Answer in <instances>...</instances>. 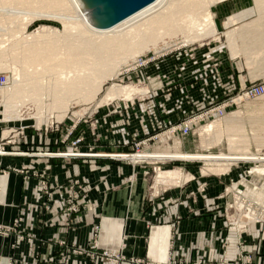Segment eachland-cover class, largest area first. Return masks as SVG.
I'll return each instance as SVG.
<instances>
[{
	"label": "rangeland",
	"instance_id": "obj_1",
	"mask_svg": "<svg viewBox=\"0 0 264 264\" xmlns=\"http://www.w3.org/2000/svg\"><path fill=\"white\" fill-rule=\"evenodd\" d=\"M256 6V0L215 3L210 12L216 33L194 40L186 38L183 33L163 35L162 38L165 37L156 46L145 48L135 58L129 57L118 63L116 73L104 78L101 89L94 96H73L69 100L63 99L68 100L67 103L59 104L46 100L50 107L45 102L42 106L45 108L41 109L46 116L51 115L47 122H40L35 115L37 104L29 98H18L21 101L16 100L18 106L15 110H7L0 94V158L25 154L26 150H13L12 147L33 145L36 140L42 141L41 135L44 139L53 136L60 143L59 147H66L56 152H61L64 157H81L80 148L85 146L89 148L86 154L96 151L95 154H107L104 157L108 158H114L111 157L113 154H134L128 156L133 163L147 158L149 193L162 195L176 189H188L191 199L199 203L200 199L205 201L211 192L214 194L215 210L223 213L230 226L232 216L242 211V218L254 207L264 211V93L259 97L245 94L252 85L264 86V6L259 10ZM252 8L255 9L253 15L226 26L231 16ZM30 18L23 19L26 23L24 35L36 30L40 32L43 26L60 34L65 30L64 21L56 15L43 14ZM260 22L263 25H257ZM230 28L246 31L243 38H238L240 51L237 55H233L228 48L225 33ZM0 31V40L3 41L7 34L3 27ZM4 75L9 76L11 81L6 85L0 84V93L4 86L13 84L12 65L7 63L0 67V80ZM114 84L136 86L145 92L129 99L116 97L102 101ZM174 90L177 91L176 102L182 103L179 102L181 117L168 124L163 121L160 110L164 95L172 97ZM63 103L68 104L66 116L57 118L56 115L60 114L58 110H64L61 109ZM5 115L10 118L6 119ZM132 117L141 121L148 119L149 125L143 135L120 141L118 147L128 148L126 152L94 150L95 146L104 147L107 143H104L105 138H97L100 120L107 124L122 123ZM230 118L236 121L228 126L227 119ZM216 122L224 123L217 132L212 127L208 128ZM186 125L189 127L187 134L184 133ZM175 127L176 130H173ZM231 134L240 138L234 146L229 143ZM78 138L81 141L74 144ZM2 150L4 154H1ZM137 151H147L149 155L135 154ZM210 167H224L227 171L212 172L207 170ZM177 168L189 178L179 185L161 188L155 194L152 186L159 173ZM78 184L72 181V186ZM56 188L54 185V191ZM71 193L72 190L69 191ZM238 196L240 199H237ZM245 199L247 201H243Z\"/></svg>",
	"mask_w": 264,
	"mask_h": 264
},
{
	"label": "crops",
	"instance_id": "obj_2",
	"mask_svg": "<svg viewBox=\"0 0 264 264\" xmlns=\"http://www.w3.org/2000/svg\"><path fill=\"white\" fill-rule=\"evenodd\" d=\"M176 94L174 90L172 97L164 95L161 105L162 119L168 124L181 117L182 103L176 102ZM148 125V119L136 117L122 123L100 120L97 138L107 143L94 150L124 153L128 148H119L120 141L143 135ZM43 139L12 147L26 154L0 158V225H15L20 219L16 232L0 234V264H60L64 254L69 264H113L91 256L99 224L97 253L109 249L126 259L161 263L171 254L185 263L218 264L228 241L229 261L235 262L241 251L250 258L248 264H264V225L230 226L223 213L215 210L211 192L199 203L191 199L188 189L153 195L147 189L145 163L98 156L96 151L86 154L85 146L80 148L81 157H64L56 153L66 148L59 147L56 137ZM72 181L79 184L72 186ZM75 189L80 211L68 217L64 209L69 191Z\"/></svg>",
	"mask_w": 264,
	"mask_h": 264
},
{
	"label": "bare ground",
	"instance_id": "obj_3",
	"mask_svg": "<svg viewBox=\"0 0 264 264\" xmlns=\"http://www.w3.org/2000/svg\"><path fill=\"white\" fill-rule=\"evenodd\" d=\"M219 1L223 0H157L120 24L109 29H99L90 22L92 9L82 6L79 0H0V27L7 34L6 39L0 40V67L8 63L14 71L13 84L1 89L2 102L7 110H15L18 102L27 97L29 101L37 104L35 115L40 118V122H47L51 115L46 116L42 110L45 102L48 103L46 100L51 99L56 104L73 96H94L101 89L104 78L116 73L118 63L129 57L135 58L145 48L156 46L165 37L162 38L163 35L183 33L186 38L194 40L216 33L210 7ZM256 4L259 10L263 8L264 0H256ZM254 11L252 8L231 16L226 26L230 27L244 20L253 15ZM43 14L56 15L62 19L65 24L64 32L60 34L43 26L40 32L36 30L24 35L26 23L23 19ZM260 23L257 25H263ZM244 32L246 31L230 28L225 33L228 48L233 55L240 51L237 41L244 37ZM6 77V84H9L10 77ZM140 92L144 93L145 90L136 86L114 84L102 101L116 97L129 99ZM18 98L21 100L18 101ZM67 105H58L64 110L56 106L60 114L63 111L61 115H56L57 118L66 116ZM5 118L10 117L5 115ZM235 121L234 118L227 119V125H233ZM222 124L212 123L208 128L212 127L217 132ZM228 139L231 146L240 140L232 134ZM207 170L227 171L224 167H210ZM188 178L178 168L160 172L152 187L157 194L161 188L179 185Z\"/></svg>",
	"mask_w": 264,
	"mask_h": 264
},
{
	"label": "built area",
	"instance_id": "obj_4",
	"mask_svg": "<svg viewBox=\"0 0 264 264\" xmlns=\"http://www.w3.org/2000/svg\"><path fill=\"white\" fill-rule=\"evenodd\" d=\"M6 83H7V77L4 76L0 80V84L5 85ZM263 93H264V86H262V85H252L251 87L246 89V92H245V94L248 97H259ZM173 130H176V127L173 128ZM188 131H189V127H188V125H186L184 127V133L187 134ZM80 141H81L80 138H78L75 140L74 144H78ZM2 151H3V153H1V154H4L5 151L4 150H2ZM147 151H144L143 153L137 151L135 154L142 153L145 155H149V154H147ZM45 154H48V153H45ZM59 154L62 155V153H59ZM80 155H84V154L80 153ZM130 155H134V154H119V155L113 154V155H111V157L133 162L132 161L133 159L128 158V156H130ZM98 156L104 157V156H107V154H99ZM146 160H148V159L142 158L137 162L145 163ZM77 195H78V190H76V189L73 190L72 193L70 194L69 199L66 202L64 212L68 217L70 215L80 211V205L76 201ZM237 199H240V197L238 196ZM243 201H247V199H245ZM240 211H242V210H240ZM242 212H244V211H242ZM242 212L238 213L237 215H233L232 216L233 219L231 220L232 222H230V224L232 223L231 225L236 227L237 229H244V228L248 227V225L251 223L260 224V225L264 224V218H263L264 217V211L260 210V208H256V207L252 208V210H249L247 212L246 216H244L243 218H242V215H244V213H242ZM234 217H236V218H234ZM19 223H20V219H18L16 221L15 225H11V226L0 225V234L7 235L11 232H14V231L16 232L17 225ZM100 236H101V225L99 224V225L95 226L93 241H92L91 247H90L92 249V251L90 252L91 256L92 257L100 256L101 258H105L113 264H121L123 261H128L130 264H204V262L201 260L196 261V262H192V263H185L184 261H177V260H175V258L171 254L168 256V258L166 259V261L164 263H161V262H154V261L145 260V259H136V258L126 259L120 253H116V252L111 251L109 249H103L101 253H97L95 251H97V249L100 248V243H99L100 242L99 241ZM20 237L22 238V235ZM225 243L226 244L224 245V251H223L225 255L222 257V259L219 261L218 264H231V262H233V261H229L228 260L229 257L226 256V251L229 248V244H228V241H226ZM89 250H85V251H77L76 250L75 252L81 253V254H85V253L88 254ZM240 258H244L246 260V262L244 264H248L250 262V258H245L242 255L241 251H239L235 257V262H233V263L234 264L235 263L236 264H242L241 262L237 263V261ZM60 264H69V257L67 254H64L62 256Z\"/></svg>",
	"mask_w": 264,
	"mask_h": 264
},
{
	"label": "water",
	"instance_id": "obj_5",
	"mask_svg": "<svg viewBox=\"0 0 264 264\" xmlns=\"http://www.w3.org/2000/svg\"><path fill=\"white\" fill-rule=\"evenodd\" d=\"M157 0H79L82 6L92 9L90 22L99 29H109Z\"/></svg>",
	"mask_w": 264,
	"mask_h": 264
}]
</instances>
